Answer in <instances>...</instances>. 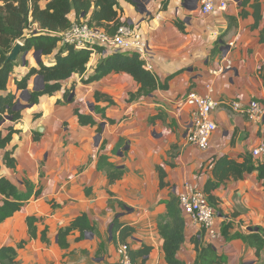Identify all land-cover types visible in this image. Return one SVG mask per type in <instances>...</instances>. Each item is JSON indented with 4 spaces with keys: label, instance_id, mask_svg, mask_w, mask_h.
<instances>
[{
    "label": "crops",
    "instance_id": "0c3cea01",
    "mask_svg": "<svg viewBox=\"0 0 264 264\" xmlns=\"http://www.w3.org/2000/svg\"><path fill=\"white\" fill-rule=\"evenodd\" d=\"M138 1L136 8L120 0L121 21L139 30L148 44L147 55L142 58L162 82L167 80L166 89L128 102L129 93L138 87L131 75L111 73L90 83L74 75L62 82L61 90L42 95L37 104L23 109L19 121L6 123L17 130L7 147L13 151L17 166H3L0 174L22 191L27 189L24 180L34 184L35 189L41 188L38 197H31L0 224V247L25 241L18 249L20 264H121L119 243L113 241L109 231L116 216L135 227L133 239L128 240L130 248L151 247L143 264H168L158 231L159 217L167 212L166 200L171 194L179 197L185 182L204 191L206 182L214 179L216 158L228 156L243 161L264 140V117L255 121L231 107L233 101L244 106L256 101L264 108V0L256 29L251 27V14L240 17L242 8L235 0H228L225 8L217 5L209 13L202 11L201 0H168L166 9L161 8L163 0ZM144 6L147 10L142 12ZM246 10L253 11L250 5ZM70 18L76 21L74 13ZM231 18H236L232 25ZM176 20L183 21L186 32L179 29ZM29 32L26 30L25 35ZM34 52L29 50L26 65L21 52L9 78L7 91L18 97L24 90L17 89L15 80L38 65ZM100 57V53L92 54L84 77L93 72ZM41 60L49 64L53 55L41 56ZM41 86L38 76H32L26 91ZM67 90L70 95L66 99ZM190 91L224 101L212 112L217 128L205 150L186 138L185 124L192 107L181 106L179 101ZM95 92L114 100L105 114L116 123L90 110L89 104L94 108L107 105L94 101ZM76 108L93 114L100 124L80 125ZM153 116L158 118L151 122ZM3 133L7 130L3 129ZM121 139L122 148L115 152ZM101 154L125 170L120 179L111 183L106 171L99 169ZM158 166L166 171L165 187H161ZM212 193L222 210V214L217 211L215 236L210 238L183 210L186 240L177 257L185 264H196L198 254L191 240L200 238L203 232L204 242L227 257L225 264H264V248L258 258L243 240L227 241L222 227L224 221H232L229 234H246L264 226V177L258 170L241 179L231 177ZM2 198L0 194V202ZM82 213L95 225V232L81 238L79 230L73 231L68 236L69 246L62 248L58 243L59 228ZM30 215L39 218L36 238L28 233L26 219ZM44 229L48 241L41 239Z\"/></svg>",
    "mask_w": 264,
    "mask_h": 264
},
{
    "label": "trees",
    "instance_id": "16d2710c",
    "mask_svg": "<svg viewBox=\"0 0 264 264\" xmlns=\"http://www.w3.org/2000/svg\"><path fill=\"white\" fill-rule=\"evenodd\" d=\"M127 3L139 7L138 0H123ZM262 0H242L240 7L242 11L240 17L252 15L254 23L252 29H256L262 19L261 13ZM168 0H163L162 9H166ZM250 5L253 9L252 13L246 10V6ZM74 13L76 21L81 18L90 25L103 28L108 34L116 33L118 26L121 24L122 7L120 0H47L44 7L40 5V0H0V170L3 166L6 168H16L17 160L13 156V151L7 149L13 134L17 130L7 122L19 121L23 114L22 109H16L19 97L13 92L7 91V84L11 74L14 72L16 61L6 62L7 56L12 50L17 40L22 41L23 46L21 52L30 49L41 52V56L53 55L51 63H45L40 60L36 67H31L29 71L20 79L15 80L18 90H27L29 80L32 76H40L44 84L36 90L29 91V104H37L39 97L45 94L53 93L63 88L62 82L74 75L82 76L83 83L98 81L111 73H127L131 75L137 82L138 87L135 91L130 92L127 98L128 102H132L142 96H150L157 89H166L167 80L162 82L155 73L147 67L146 61L135 52H111L104 53L100 47L87 46L76 48L75 44L63 41L60 33L69 29L73 20L70 14ZM236 18L230 19V25ZM179 29L186 32V27L181 20H176ZM30 29L31 32L25 35V30ZM261 39L264 40V28L261 32ZM100 53L101 57L96 63L93 72L84 77L92 54ZM70 90L65 91L64 97L67 99ZM94 101H103L107 105L101 107L96 105L94 112L101 114L105 121L112 124L117 121L106 116L105 110L108 106L114 105V100L101 92L94 93ZM78 122L82 126H94L100 122L91 113H82L78 108L75 110ZM9 118L10 120H7ZM157 116L151 117L150 121L154 122ZM3 129L7 133H3ZM39 136L35 133V139ZM123 140L119 142L115 148V152L122 148ZM104 149V143L101 150ZM99 169L106 171L107 177L111 183L120 179L125 170L118 167L108 160V157L101 154L98 162ZM161 180V187L166 186V171L163 167H157ZM258 170L261 177H264V163L255 161L252 155H246L243 161H237L228 156L216 158L213 176L205 185V194L210 203L222 214V210L218 208L217 197L212 193L219 185L229 178L241 179L246 174ZM26 191H22L9 178L0 174V194L2 199L0 202V224L6 219L13 216L21 209L31 197H38L41 188L35 189L34 184L29 180H24ZM90 193V191H87ZM121 205H123L121 203ZM167 212L161 215L158 220V231L162 237V248L165 252L168 264H185L183 260L177 257V253L181 246L185 243V226L186 220L183 215V207L179 202L176 194H171L166 200ZM28 225V233L32 238L38 236L39 218L30 215L26 219ZM232 221H224L222 224L223 233L227 241L236 239L243 240L251 248L254 249L256 256L261 257L264 248V226H258L256 230L250 233H242L239 231L229 234V228ZM79 230L83 238L95 232V225L90 221L86 213H82L74 218L67 226L58 230V243L62 248L69 246L68 236L73 231ZM135 227L127 223L121 222L116 216L112 222V239L116 244L125 243L129 246V256L132 264H143L145 257L150 253L151 247L142 245L138 248H130L129 239H133ZM204 233L191 240V244L197 251L198 258L196 264H225L227 257L219 254L211 243H205L203 240ZM41 239L48 241L47 229L41 233ZM25 241H20L16 246L3 245L0 247V264H20L17 256L18 249L22 248ZM102 249V245L100 246ZM139 259H142L139 261Z\"/></svg>",
    "mask_w": 264,
    "mask_h": 264
},
{
    "label": "built area",
    "instance_id": "2783aa9c",
    "mask_svg": "<svg viewBox=\"0 0 264 264\" xmlns=\"http://www.w3.org/2000/svg\"><path fill=\"white\" fill-rule=\"evenodd\" d=\"M201 2L202 11L209 13L217 5L225 8L228 0H201ZM59 35L63 41L75 44L76 48L94 46L102 48L104 53L117 51L135 52L141 57L147 55L148 44L142 39L136 26L127 21H121L116 33L110 35L103 28L90 26L84 18H81L79 21H74L69 29ZM223 102L214 99L210 94L201 95L195 91H190L179 101L181 106L192 107L190 118L185 124L186 138L190 144L203 150L208 148L211 135L217 128L216 122L212 119V112ZM231 107L237 111H244L250 119L255 121H261L264 117V108L256 101H251L248 106L233 101ZM251 155L256 161L264 163V140L252 149ZM179 202L183 210L205 230L210 238L215 236L217 210L204 191L190 182H185L184 191L179 194ZM118 252L121 264H132L127 244H119Z\"/></svg>",
    "mask_w": 264,
    "mask_h": 264
},
{
    "label": "water",
    "instance_id": "95a60500",
    "mask_svg": "<svg viewBox=\"0 0 264 264\" xmlns=\"http://www.w3.org/2000/svg\"><path fill=\"white\" fill-rule=\"evenodd\" d=\"M235 1L238 2V3L242 2V0H235ZM146 10H147V8L145 6L142 7V9H141L142 12H145ZM22 46H23V44L20 41H17L14 44V46H13L12 50L10 51V53L8 54L6 62L17 61V59L19 58V56L21 54ZM28 53H29V50L25 51L24 54L21 56V59H22V62H23L24 65H26V63H27L26 57H27ZM34 57H35L37 63H39L40 60H41V52L35 51L34 52ZM38 78L41 80V84L43 85L44 84L43 79L40 76H38ZM36 89H37V87L34 88V90H36ZM29 97H30L29 91L24 90L23 92H21V94L19 96L18 103L16 105V109H22L23 110L26 107L32 106V104L28 103ZM89 108H90L91 111H93L94 110L93 104H89ZM6 119L10 120L9 118H6ZM101 125L104 126L105 124L102 123ZM109 231H110V234L112 235V226L110 227Z\"/></svg>",
    "mask_w": 264,
    "mask_h": 264
},
{
    "label": "rangeland",
    "instance_id": "374dc122",
    "mask_svg": "<svg viewBox=\"0 0 264 264\" xmlns=\"http://www.w3.org/2000/svg\"><path fill=\"white\" fill-rule=\"evenodd\" d=\"M46 3H47V0H40V5L42 7H44Z\"/></svg>",
    "mask_w": 264,
    "mask_h": 264
}]
</instances>
